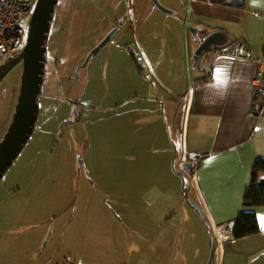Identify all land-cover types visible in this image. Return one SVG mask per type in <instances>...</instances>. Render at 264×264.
Returning a JSON list of instances; mask_svg holds the SVG:
<instances>
[{
  "label": "crops",
  "instance_id": "crops-1",
  "mask_svg": "<svg viewBox=\"0 0 264 264\" xmlns=\"http://www.w3.org/2000/svg\"><path fill=\"white\" fill-rule=\"evenodd\" d=\"M165 1L175 15L153 7L144 16L130 2L132 13L117 9L108 28L117 29L111 38L131 40L120 45L126 55L120 67L132 77L128 91L136 89L125 100L124 126L111 132L112 186L77 198L85 211L68 252L78 246V254L62 264H207L209 231L217 239L212 264H264V207L254 210L258 234L233 237L251 169L264 158V117L250 116L257 66L228 55L238 41L264 55V0ZM190 26L201 29L199 37L216 30L227 36L197 68ZM184 155L194 164L192 179L180 168ZM88 198L97 201L89 205ZM111 198L122 202L109 208ZM190 201L205 217L206 232L194 224L199 212Z\"/></svg>",
  "mask_w": 264,
  "mask_h": 264
},
{
  "label": "rangeland",
  "instance_id": "rangeland-1",
  "mask_svg": "<svg viewBox=\"0 0 264 264\" xmlns=\"http://www.w3.org/2000/svg\"><path fill=\"white\" fill-rule=\"evenodd\" d=\"M130 2L144 16L154 9L151 0ZM130 2L58 0L46 43L39 117L23 151L0 180V264H62L71 253L77 255L78 246L68 252L85 211L77 198L112 186L106 180L116 160L111 132L124 126L125 100L134 93L133 86L128 91L132 77L120 67L126 62L120 45L130 38L114 36L87 67L84 63L110 32L111 14L121 5L124 14L132 13ZM160 2L167 6L165 0ZM144 4L147 8L140 9ZM22 71L19 63L0 81V142L15 113ZM115 115L121 117L115 121ZM188 177L194 174L188 171ZM106 200L109 208H117L122 199ZM198 212L194 224L206 227V232L207 222ZM206 235L210 246L205 243V250H211L210 231Z\"/></svg>",
  "mask_w": 264,
  "mask_h": 264
},
{
  "label": "water",
  "instance_id": "water-1",
  "mask_svg": "<svg viewBox=\"0 0 264 264\" xmlns=\"http://www.w3.org/2000/svg\"><path fill=\"white\" fill-rule=\"evenodd\" d=\"M124 1L125 0H122V2ZM151 1L154 7L159 11L167 15H175V12L162 5L159 0ZM57 3L58 0H37L32 18L28 25L26 42L23 50L19 55L8 59L0 66V81L15 65L22 63L23 66L20 93L15 113L3 140L0 142V180L23 151L34 132L39 117L38 99L42 92L44 80L47 51L46 43ZM116 30V28L112 29L103 40L89 52L84 67H87L89 60L110 41ZM189 30L193 40L198 44L193 55L194 68H197L205 52L227 43V36L223 31L216 30L205 35V37H199L198 32L201 29L190 26ZM193 166L194 164L192 163H186V171H190ZM186 167H188L189 170ZM190 204L197 210L199 209L192 201H190ZM216 243V237L212 236L210 257L207 264H212Z\"/></svg>",
  "mask_w": 264,
  "mask_h": 264
},
{
  "label": "built area",
  "instance_id": "built-area-1",
  "mask_svg": "<svg viewBox=\"0 0 264 264\" xmlns=\"http://www.w3.org/2000/svg\"><path fill=\"white\" fill-rule=\"evenodd\" d=\"M36 2L37 0H0V66L23 50ZM228 55L241 62H252L257 66L251 85L257 89V95L250 109V116L264 117V55L257 57L250 48L239 41L231 46ZM186 159L188 160V157L184 155L180 168L188 177L185 169ZM231 232L228 233V237L231 236Z\"/></svg>",
  "mask_w": 264,
  "mask_h": 264
},
{
  "label": "trees",
  "instance_id": "trees-1",
  "mask_svg": "<svg viewBox=\"0 0 264 264\" xmlns=\"http://www.w3.org/2000/svg\"><path fill=\"white\" fill-rule=\"evenodd\" d=\"M107 10L104 9L102 12L105 17L108 15ZM114 15L115 13H112L109 17L110 20L107 21L110 25L115 24ZM177 170L179 173L178 167ZM251 170L252 176L243 198L245 209L239 213L233 227V237L236 239L253 236L260 232L259 220L254 210L264 207V179H261V174H264V158L256 160ZM193 172L194 169L191 170V173Z\"/></svg>",
  "mask_w": 264,
  "mask_h": 264
},
{
  "label": "flooded vegetation",
  "instance_id": "flooded-vegetation-1",
  "mask_svg": "<svg viewBox=\"0 0 264 264\" xmlns=\"http://www.w3.org/2000/svg\"><path fill=\"white\" fill-rule=\"evenodd\" d=\"M129 2H130V0H125L124 2H122V4L127 3V5H129ZM122 7H123V5H121V6L118 7L117 9H118V10H122V9H123ZM121 8H122V9H121ZM129 15H130V12L127 13V16H129ZM125 18H126V17H124V20H125ZM86 58H87V57H86ZM85 61H86V59H85ZM89 61H90V60H89Z\"/></svg>",
  "mask_w": 264,
  "mask_h": 264
},
{
  "label": "snow or ice",
  "instance_id": "snow-or-ice-1",
  "mask_svg": "<svg viewBox=\"0 0 264 264\" xmlns=\"http://www.w3.org/2000/svg\"><path fill=\"white\" fill-rule=\"evenodd\" d=\"M260 223H261L262 229H264V217H260Z\"/></svg>",
  "mask_w": 264,
  "mask_h": 264
},
{
  "label": "clouds",
  "instance_id": "clouds-1",
  "mask_svg": "<svg viewBox=\"0 0 264 264\" xmlns=\"http://www.w3.org/2000/svg\"><path fill=\"white\" fill-rule=\"evenodd\" d=\"M187 163V162H186Z\"/></svg>",
  "mask_w": 264,
  "mask_h": 264
}]
</instances>
